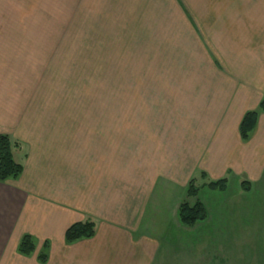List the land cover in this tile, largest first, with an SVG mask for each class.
<instances>
[{
    "label": "rangeland",
    "instance_id": "374dc122",
    "mask_svg": "<svg viewBox=\"0 0 264 264\" xmlns=\"http://www.w3.org/2000/svg\"><path fill=\"white\" fill-rule=\"evenodd\" d=\"M183 1L200 34L176 0H0V125L115 128L122 147L132 123L174 126L176 112L193 107L167 85L190 79L211 42L264 26V0ZM228 178L226 192L198 182L209 208L201 228L178 230L166 206L152 215L166 246L157 264H264V192ZM221 195L242 196V210L226 215Z\"/></svg>",
    "mask_w": 264,
    "mask_h": 264
},
{
    "label": "crops",
    "instance_id": "0c3cea01",
    "mask_svg": "<svg viewBox=\"0 0 264 264\" xmlns=\"http://www.w3.org/2000/svg\"><path fill=\"white\" fill-rule=\"evenodd\" d=\"M176 1L200 34L184 1ZM243 28L246 35L211 42L190 79L167 85L183 88L181 103L193 110L176 112L174 126L132 123L125 147L115 128L40 129L21 119L0 125V134L22 142L26 151H15L24 165L20 177L0 182L5 263L41 264L37 256L48 242L46 264H157L166 246L153 234L152 215L166 206L176 228L184 230L178 209L196 171L210 180L227 177L228 183L229 175L244 177L264 192V113L250 140L243 141L239 131L244 114L264 98V26ZM219 197L226 215L229 206L242 210V196ZM200 199L209 213L208 201ZM87 219L96 222V234L67 244V229ZM24 234L36 239L32 256L17 252Z\"/></svg>",
    "mask_w": 264,
    "mask_h": 264
},
{
    "label": "trees",
    "instance_id": "16d2710c",
    "mask_svg": "<svg viewBox=\"0 0 264 264\" xmlns=\"http://www.w3.org/2000/svg\"><path fill=\"white\" fill-rule=\"evenodd\" d=\"M260 113H264V98L258 107L247 111L240 123L239 131L243 141H248L252 133L256 129L258 117ZM21 148V142L14 139L6 133L0 134V182L10 179H17L24 170L22 162L15 158V151ZM205 180L203 186L214 191H225L228 187L227 177L217 180L207 179V174L200 171V177H192L187 186V196L178 209V219L181 224L193 227L198 222L205 221L208 218V211L200 199V187L198 182ZM245 181H243V185ZM96 234V222L93 219H87L72 224L65 233V241L67 244L75 243L82 239L92 238ZM50 245L44 243L43 248L37 256V260L41 264H46L49 260ZM17 251L23 256H31L36 251V239L31 234H24L18 245Z\"/></svg>",
    "mask_w": 264,
    "mask_h": 264
}]
</instances>
